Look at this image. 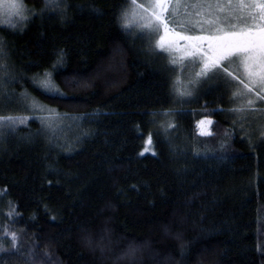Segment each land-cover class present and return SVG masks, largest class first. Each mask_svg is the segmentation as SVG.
Returning <instances> with one entry per match:
<instances>
[{
  "label": "trees",
  "instance_id": "obj_1",
  "mask_svg": "<svg viewBox=\"0 0 264 264\" xmlns=\"http://www.w3.org/2000/svg\"><path fill=\"white\" fill-rule=\"evenodd\" d=\"M23 2L0 26L17 81L0 115L27 118L0 130V264H264V134L232 111L237 82L180 95L157 34L121 18L131 0ZM46 71L62 96L33 83ZM24 93L71 124L47 128Z\"/></svg>",
  "mask_w": 264,
  "mask_h": 264
},
{
  "label": "snow or ice",
  "instance_id": "obj_2",
  "mask_svg": "<svg viewBox=\"0 0 264 264\" xmlns=\"http://www.w3.org/2000/svg\"><path fill=\"white\" fill-rule=\"evenodd\" d=\"M5 0H0V10L11 18L19 17L20 21L28 20L24 15L22 5L16 0H8L4 8ZM132 5L149 13L147 28L157 34L155 47L169 54V63L178 65L183 70L184 60L190 58V63L198 65L199 70L195 72L191 84H197L201 79L220 78L225 82L235 81L240 86L233 97L245 101L240 108L233 109L234 112H244L252 109L255 101L264 102V0H197L195 4L182 3L181 0H151L147 8L131 0ZM171 8V12L169 9ZM196 9V20H188L180 24L182 30L176 31L173 27L177 21L169 19V15L175 17L179 9ZM45 9H56L61 13L66 10L61 0H45ZM36 13L33 12V15ZM127 12L121 13V18H126ZM184 23L195 25V27H184ZM15 28L14 23L9 24ZM125 26L126 25H122ZM193 32L195 34H189ZM183 41V44H181ZM179 53V56L174 55ZM7 52L3 38H0V97L10 99L13 93L6 92L8 84L17 82L16 77L11 74L6 62ZM64 53L57 54L56 64H62ZM56 65H53L55 67ZM33 83L47 95H60L59 88L53 82L50 72H45L43 77H34ZM190 95V92L181 91L180 95ZM26 108L31 111L53 113L29 94H21ZM255 110V109H253ZM171 113L163 112L168 116ZM155 116L157 113H151ZM26 117L13 115H0V129L14 130L19 124L24 123ZM39 119L50 120L51 115L41 116ZM211 124L212 121H200V124ZM173 125L169 124V127ZM202 135H211L203 132ZM152 143L151 136L148 144ZM145 151H148L146 148ZM143 154V153H141ZM11 215V213H9ZM10 236L13 248L16 246L17 236L15 233H5ZM0 251H4L0 247ZM134 254L135 249L130 248Z\"/></svg>",
  "mask_w": 264,
  "mask_h": 264
},
{
  "label": "rangeland",
  "instance_id": "obj_3",
  "mask_svg": "<svg viewBox=\"0 0 264 264\" xmlns=\"http://www.w3.org/2000/svg\"><path fill=\"white\" fill-rule=\"evenodd\" d=\"M7 2H8V0H5L4 8L7 7ZM16 2L19 3L20 5H22V7L24 9V15L28 17L30 15L28 6L23 2V0H16ZM150 2H151V0H136L137 4L143 5L145 8L148 7ZM181 2L186 3V4H195V3H197V0H181ZM169 11L171 12V8L169 9ZM195 11H196V9L188 8L187 12L192 14V15L188 16L185 14V9L181 8L178 10L177 15L175 17H172L171 15H169L168 18L170 20L174 18L177 21V23L174 24L173 27L175 28L176 31H181L182 28H181L180 24L182 22H186L188 20L194 21L196 19H199V17L195 16ZM148 15H149V13L143 12V11L135 8L131 3V6L129 7V9L127 11L126 20L128 21L127 23L130 26H133V27L140 29V30H147L148 32H151L147 28V24L150 23V21L148 20ZM16 21H20L19 17L12 16L11 18H9L4 13V11L0 10V26H6V25H9L10 23H15ZM21 22H23V21H21ZM184 27L185 28L195 27V25L190 26L187 23H184ZM189 34H195V33L189 32ZM181 44H183V41H181ZM174 55L179 56L180 54L174 53ZM178 69H179L178 70V76L175 80V84H176L175 87H176L177 92L179 94L181 91L191 92L192 84L190 83V81L194 78L195 72L199 70L198 65L190 63V58H186L184 60L183 70L181 71L179 66H178ZM40 77H43V75ZM207 80H211V78L206 79V80L201 79L198 83H201V82L203 83L204 81H207ZM185 95H187V94H185ZM243 104H245V101H243L242 105ZM49 109H52V108H49ZM253 109H255V110H253ZM52 110H53V113H51V114H49L47 112H43V114L36 113L37 114L36 116H38V117L51 115L50 120H44L43 121L47 128H52V129L60 128V126L65 125L66 121H68L71 124V120H72L71 118H69L71 120L65 119L66 117L64 118L62 115L57 113L56 110H54V109H52ZM238 114L240 116L241 122L246 123V125H245L246 127H252L253 129L257 130L256 132L259 131V134H260V132L264 134V102H260L257 100V101H255L252 109H247L244 112H238ZM26 120H27V118L25 119V121ZM207 120H209V119H203L201 121H207ZM58 121H60V122H58ZM211 124H207V123L200 124V122H199V124H198L199 133L201 134L202 131L203 132H211ZM64 127L65 126H63V128ZM147 145H149L148 140H147ZM145 152L146 151L144 150V153Z\"/></svg>",
  "mask_w": 264,
  "mask_h": 264
}]
</instances>
